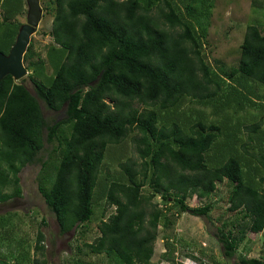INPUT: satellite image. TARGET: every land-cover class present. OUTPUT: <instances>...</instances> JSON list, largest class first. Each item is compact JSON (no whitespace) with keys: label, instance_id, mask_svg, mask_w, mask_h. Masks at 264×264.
Instances as JSON below:
<instances>
[{"label":"trees","instance_id":"obj_1","mask_svg":"<svg viewBox=\"0 0 264 264\" xmlns=\"http://www.w3.org/2000/svg\"><path fill=\"white\" fill-rule=\"evenodd\" d=\"M210 1L51 0V44L42 58L30 42L23 57L34 94L24 78L0 82V203L21 197L19 173L39 164L38 191L65 235L91 221L97 190L103 216L109 207L114 212L85 247L109 264H151L159 226L183 213L208 217L210 205L186 201L209 199L223 183L228 211L248 223L238 236L219 231L223 255H235L246 229L261 233L264 187L252 166H264V32L248 25L237 65L213 70L203 49ZM25 12L24 0H0L1 53L13 46ZM187 99L209 107L212 121L183 107ZM40 102L65 118L46 120ZM231 110L259 115L234 124V143L219 148ZM132 132L140 165L128 160L118 175L100 176L106 149ZM45 143L52 146L46 160ZM43 239L38 231L35 251H43Z\"/></svg>","mask_w":264,"mask_h":264},{"label":"rangeland","instance_id":"obj_2","mask_svg":"<svg viewBox=\"0 0 264 264\" xmlns=\"http://www.w3.org/2000/svg\"><path fill=\"white\" fill-rule=\"evenodd\" d=\"M50 1L39 0L42 17L30 41L34 51L42 58L52 41L49 35L52 23ZM212 3L203 49L213 70L217 71L220 67L228 70L238 63L239 47L246 27L251 24L259 25L264 32V0H212ZM196 4L198 6V2ZM153 15L158 17L159 11L155 9ZM18 21L22 25L26 23V12L19 16ZM24 66L26 67L27 63H24ZM47 74L52 75L50 67ZM23 84L34 94L33 85L27 76L24 77ZM254 86L259 91L263 90V86L258 83ZM40 106L44 118L48 121L65 118L63 111H49L42 102ZM183 107L196 114L202 111L208 117L206 120L213 119L209 107H201L193 100L187 99ZM232 112L235 111H228L227 116H231L221 124L225 129L217 139L219 148H222L223 143L227 146L226 143L234 140V124L238 121L253 123L255 116L259 115L251 111L235 116ZM136 136L137 132H132L123 142L106 149L100 176L118 175L119 164L128 160L137 163V166L140 165L141 160L133 143ZM45 148L47 150L41 152L44 160L48 158L52 146L45 143ZM40 169L39 164L25 166L19 173L21 197L0 204V264H33L35 260L41 259L46 260L48 264H109L104 254L90 253L85 244H91L99 237L98 225L102 218L106 219L114 212V207L107 208L103 216L105 201L99 198V192L96 190L91 221L76 231L60 234L55 217L48 210L37 188ZM227 195L228 188L223 183L218 185V190L209 199H198L195 196L187 199L186 204L190 208L210 205L211 212L208 217H195L187 213L175 215L173 224L168 228L159 226L151 264H240V257L264 262V230L259 234H252L246 229L235 255L232 258L223 255L222 246L217 239L219 231L231 229L233 235L238 236L241 227L248 224L247 219H240V214L228 211ZM152 202L164 208L159 197L154 198ZM38 231L44 236L42 252L35 251Z\"/></svg>","mask_w":264,"mask_h":264},{"label":"water","instance_id":"obj_3","mask_svg":"<svg viewBox=\"0 0 264 264\" xmlns=\"http://www.w3.org/2000/svg\"><path fill=\"white\" fill-rule=\"evenodd\" d=\"M26 4V23L21 25L15 42L7 55L0 52V82L5 76H11L18 82L28 75L23 63V57L30 44L42 17L39 0H24Z\"/></svg>","mask_w":264,"mask_h":264},{"label":"crops","instance_id":"obj_4","mask_svg":"<svg viewBox=\"0 0 264 264\" xmlns=\"http://www.w3.org/2000/svg\"><path fill=\"white\" fill-rule=\"evenodd\" d=\"M253 169L257 170V177H256V183L258 184V186L260 188H263L264 187V181L262 182L261 181V178L264 179V166H261V164H259V166H252ZM8 202V201H7ZM6 203V202H4ZM0 204H3V203H0ZM264 230V229H263ZM17 263V262H15Z\"/></svg>","mask_w":264,"mask_h":264}]
</instances>
